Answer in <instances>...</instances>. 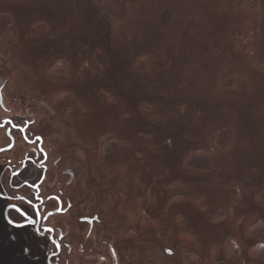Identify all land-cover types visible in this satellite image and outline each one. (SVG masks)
Returning a JSON list of instances; mask_svg holds the SVG:
<instances>
[{
    "label": "rangeland",
    "instance_id": "1",
    "mask_svg": "<svg viewBox=\"0 0 264 264\" xmlns=\"http://www.w3.org/2000/svg\"><path fill=\"white\" fill-rule=\"evenodd\" d=\"M3 68L144 264H264V0H0Z\"/></svg>",
    "mask_w": 264,
    "mask_h": 264
},
{
    "label": "flooded vegetation",
    "instance_id": "2",
    "mask_svg": "<svg viewBox=\"0 0 264 264\" xmlns=\"http://www.w3.org/2000/svg\"><path fill=\"white\" fill-rule=\"evenodd\" d=\"M12 74L0 72V264H144L143 221L128 222L137 212L126 191L113 194L102 170L98 190L80 185L46 120L17 110Z\"/></svg>",
    "mask_w": 264,
    "mask_h": 264
},
{
    "label": "trees",
    "instance_id": "3",
    "mask_svg": "<svg viewBox=\"0 0 264 264\" xmlns=\"http://www.w3.org/2000/svg\"><path fill=\"white\" fill-rule=\"evenodd\" d=\"M200 154H202L203 156L208 155L202 151H194V152H191L189 158L196 160V157L200 156ZM190 163L192 164L193 167L201 166V167L210 168V165H209L210 163L207 160L202 159L198 162L197 161L196 162L190 161ZM249 233H250V235L254 236L255 238H257V237L262 238L264 236V224L258 222L257 224L252 225L249 229ZM260 247H264V245H261Z\"/></svg>",
    "mask_w": 264,
    "mask_h": 264
}]
</instances>
